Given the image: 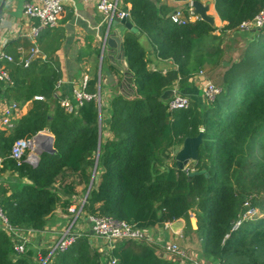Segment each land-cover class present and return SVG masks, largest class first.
I'll use <instances>...</instances> for the list:
<instances>
[{
    "label": "trees",
    "instance_id": "1",
    "mask_svg": "<svg viewBox=\"0 0 264 264\" xmlns=\"http://www.w3.org/2000/svg\"><path fill=\"white\" fill-rule=\"evenodd\" d=\"M182 1L186 17L191 0ZM204 1L213 4L220 27L199 18L174 23L170 15L175 9L163 0H127L138 28L137 33L126 31L123 40V70L131 78L132 91L112 94L108 136L99 126L94 98L72 113L59 105L55 90L62 74L53 56L36 45L44 57L35 56L24 65L25 55L3 47L12 60L0 61L10 78L0 83V99L29 106L11 129H0V172L10 170L20 185L12 189L0 182L5 218L0 219V264H38L36 259L47 256L48 249L16 253L13 230H43L58 208L66 211L77 197L76 188L87 190L96 157L98 179L82 206L85 217L107 216L140 229L182 218L183 236L195 242L196 253L219 264H264V25L241 30L264 10V0ZM232 34L245 38V45L236 58L227 60L220 92L202 104L190 98L186 108L168 110L167 101L159 100L163 91L188 86L204 64L222 66L223 42ZM141 35L154 56L170 60L174 67L164 73L150 69V52L141 44ZM86 91H98L96 69ZM200 130L196 160L185 170L178 168L174 150ZM44 131L52 136L54 153L42 151L35 166L26 156L20 161L10 157L16 140ZM201 169L207 176L188 177V171ZM249 208L261 216L243 218ZM89 239L83 232L45 264H177L151 242L121 240L98 250Z\"/></svg>",
    "mask_w": 264,
    "mask_h": 264
},
{
    "label": "crops",
    "instance_id": "2",
    "mask_svg": "<svg viewBox=\"0 0 264 264\" xmlns=\"http://www.w3.org/2000/svg\"><path fill=\"white\" fill-rule=\"evenodd\" d=\"M28 1L30 0L5 1L0 24V51L5 46L7 50L12 52L16 50L20 53L22 52V55L28 53L33 43L27 34L32 25L36 23L34 18H28L24 15L23 6ZM163 1L173 6L175 10L182 9L184 6V1L182 0ZM119 2L121 7H129L130 5L127 0H119ZM63 4L64 11L58 24L53 28L42 30L35 44L37 47L43 49L45 53L49 54V56H53L59 64L62 75L55 90L57 97L61 98L71 95L74 85L79 82L81 76L87 73L90 77L93 70L96 69L97 77L100 80L99 95L101 97V107L99 108L98 114L99 125L100 127L102 125L104 129L103 135L108 136L106 127L109 101L112 94L115 91L123 94L131 93L130 83L128 81L129 75L123 70L125 66L123 45L125 33L121 36L122 43L120 49L112 48L104 44V37L106 36L108 28L107 18L97 9L95 1L63 0ZM216 17H214L215 24H218L216 21H221L218 16ZM140 42L146 51L150 52V69L160 70L164 73L166 70L174 67L170 60H161L153 55L152 47L144 35H141ZM55 45L56 48L53 50ZM38 56L44 57V54H37L36 57ZM208 65L213 67L210 64H204L200 70L191 76L188 86L181 90H178L177 87H174V89L183 94H187L192 100L202 101L204 99L202 94V80H210L204 71V67ZM109 76L112 77V80L108 82ZM5 103L4 99H0V108ZM28 106V103L19 106L16 119L27 112ZM48 135L50 134L46 131L40 133V137L43 136L42 138H49ZM0 182L12 189L20 186L19 180L8 169L1 173ZM67 215L65 210L63 211L58 208L49 217L43 230L19 231V233H16V239L14 240L17 241L20 235H25L28 240L27 249L35 251L48 249L54 242L59 231L67 223L69 218ZM80 216L78 227L81 231H86L90 235L91 225L88 218L83 214ZM161 230L156 234L151 243L164 249L163 243L169 240L175 241L176 234L172 233L170 229L165 231ZM96 244L100 245V249L106 250L105 245L99 240L96 241ZM104 252L106 253V251ZM197 254V259L201 260L203 264H219L200 253Z\"/></svg>",
    "mask_w": 264,
    "mask_h": 264
},
{
    "label": "built area",
    "instance_id": "3",
    "mask_svg": "<svg viewBox=\"0 0 264 264\" xmlns=\"http://www.w3.org/2000/svg\"><path fill=\"white\" fill-rule=\"evenodd\" d=\"M83 2L90 0H80ZM95 1L97 9L103 13L107 18V23L115 16L122 18L126 14H129L127 11H123L120 6L119 0H91ZM24 15L28 18H34L36 23L32 25L30 31L28 32V37L32 40V46L28 50V53L25 55L24 65H27L37 54L38 49L36 47L35 41L40 32L47 28H53L58 24V21L61 19L64 4L63 0H30L26 2L23 6ZM199 18L193 11L191 5L189 4L187 9L186 17L183 15V11L176 9L170 15L172 22L177 24H184L186 20H195ZM264 25V10H262L253 20L250 25H243L242 31L246 30L249 27L259 28ZM22 54V52H21ZM23 56V55H22ZM5 60L10 62L12 60L11 56L7 55L3 50L0 51V61ZM201 74V71H200ZM90 77L87 73H84L79 82L74 85L71 95L61 97L59 100V105L63 108L66 113H72L75 108L80 106L84 101L94 98L98 104V108L101 107V97L99 95V88L96 94L92 95L86 91L87 84ZM10 80L9 73L3 64H0V83L8 82ZM99 87V86H98ZM220 92V88L211 82V80L203 79L202 80V94L206 100H212L216 94ZM41 99V97H36ZM189 99L175 90L173 96L167 101L168 110L182 109L186 108L189 105ZM19 107L13 102H8L2 105L0 108V128L1 129H11L14 126L16 116L18 114ZM35 137V136H34ZM31 138L29 140H16L11 148L10 157L16 161H20L26 154V152L31 149L34 145H39L37 143L38 138ZM49 141V138H48ZM26 158L27 162L31 165L33 161L38 162V157L35 154L30 153ZM2 160L0 158V168H2ZM1 176V172H0ZM84 202L81 203L79 209L68 218L67 223L57 234L54 242L48 248L49 252L45 258H39L41 264H45L47 259L56 251L65 250L78 236L82 235L83 232L78 227V221L80 219L79 215L82 211V206ZM70 211L73 213L75 211L74 206L67 207V212ZM250 209L243 215V218L247 217ZM91 225L90 235L91 240L100 241L106 247L110 248L117 241L121 240H133V241H146L153 242L154 237L160 230L163 231L170 229V223H164L161 228L159 226L150 227L147 229L136 228L133 225H130L125 222L117 221L107 216H89L87 217ZM0 219L5 222L2 210L0 208ZM240 221H237L232 230H235ZM161 230V231H162ZM19 231H32L30 229L13 230V238L16 239V233ZM27 237L25 235H20L17 238V241L14 240V250L16 253H23L27 250ZM163 248L169 257H175L177 264H203L192 254L187 253L186 251L180 249L174 240H169L163 243ZM110 264H115L114 260L110 261Z\"/></svg>",
    "mask_w": 264,
    "mask_h": 264
},
{
    "label": "water",
    "instance_id": "4",
    "mask_svg": "<svg viewBox=\"0 0 264 264\" xmlns=\"http://www.w3.org/2000/svg\"><path fill=\"white\" fill-rule=\"evenodd\" d=\"M5 1L6 0L0 1V24H1V19H2V9H3V5ZM190 5L194 13L199 17V19L205 21L212 27L215 26L214 16L209 13V8H210L209 3H204L200 0H191ZM122 10L126 12L127 7L123 6ZM126 31H131L135 33L138 32V28L134 25V23L130 19L129 14H126L122 18H118L114 16L108 24L106 36L104 37V44L112 48L120 49V46L122 43L121 36ZM111 80H112V77L109 76L108 82ZM128 81L130 83L131 81L130 76L128 77ZM99 84H100V80L98 78V86ZM174 92H175L174 88H168L164 90L163 93L160 95L159 100L168 101L173 96ZM99 131H100V128H99ZM202 134L203 132L202 130H200L196 136L185 137L181 145L174 150V160L178 168L184 170V166L187 163H189L190 161L196 160L197 153H198V147L202 143ZM39 136H40V133H38L34 138H38ZM48 137H49L50 145L45 151H48L49 153H54L55 149L52 146V136L48 135ZM96 163H97V157H96ZM96 163L93 169L92 177L90 179L89 185L86 190L85 200H86V197L88 195L90 188L95 187L97 183L98 173H96ZM201 174H204L205 176H207V173L204 169L191 170L187 172L188 177H192L195 175H201ZM58 191L61 192L60 190ZM61 193L64 194L63 192ZM184 225H185L184 220L182 218H179L171 222L169 225V228L172 231V233L178 235L180 231L183 229Z\"/></svg>",
    "mask_w": 264,
    "mask_h": 264
},
{
    "label": "rangeland",
    "instance_id": "5",
    "mask_svg": "<svg viewBox=\"0 0 264 264\" xmlns=\"http://www.w3.org/2000/svg\"><path fill=\"white\" fill-rule=\"evenodd\" d=\"M203 2H205V1L203 0ZM208 3L210 4L209 13L212 14L214 17H216L217 15H216L215 10L213 8V4L210 2H208ZM179 10H182V9L179 8ZM216 23H218V24H215L217 27H220L222 25V22H219L218 20L216 21ZM245 40H246L245 38H243V37L241 38L237 34H232L230 36V38H228L227 41L224 40L223 47H224L225 53L223 56V62H222L223 65L222 66L216 65L213 67L208 65V66L204 67V71L212 83H214L217 86L219 85L220 77L222 76V73L224 72V69H225L224 66L227 65V60H231L232 58H236L241 53V51H242L241 49H243L244 45H245ZM224 63H226V64H224ZM180 93L183 94L182 92H180ZM183 95H185L189 99V101L191 100L190 96H188L187 94H183ZM203 100L202 101L200 100L201 104L207 101L205 98ZM42 137L38 138L37 143L39 145H34L31 149H29L26 152V154H25L26 158H28L27 156L30 153L35 154L37 157H39V154L42 151H45L49 147L50 141H48V138H42ZM33 163L35 164L37 162L33 161ZM184 170H185V168H184ZM76 193H77L76 194L77 197L75 199H73L74 202L69 203V205H68V207L74 206L75 211L73 213H71L70 211L67 212V208H66V213L68 214L67 215L68 217H72V215L74 213H76V211L79 209L82 202L85 203L86 191L83 190V186L79 185L76 188ZM258 212H259L258 209H250V212L248 213L247 217H245V218H251V217L253 218L254 216L260 217L261 214L260 213L258 214ZM81 214L82 213L80 212V215ZM80 215H79V217H81ZM183 235L184 234L181 230L178 235H175V241L174 242L178 245V247L180 249H182V250L186 251L187 253L192 254L193 256L198 258V254L196 253L195 242H193V241L191 242V240H189L190 236L184 237L185 235L184 236ZM89 241L91 242L92 240L89 239ZM92 245L95 246L98 250H100V245H97L93 241H92ZM163 254H164V257L166 259H169V256L166 252H164ZM36 261L38 262V264H41V261L39 259H36ZM175 263H176V261H175Z\"/></svg>",
    "mask_w": 264,
    "mask_h": 264
}]
</instances>
